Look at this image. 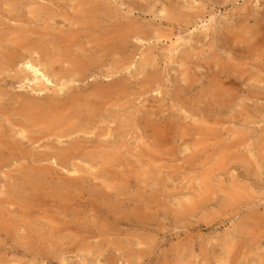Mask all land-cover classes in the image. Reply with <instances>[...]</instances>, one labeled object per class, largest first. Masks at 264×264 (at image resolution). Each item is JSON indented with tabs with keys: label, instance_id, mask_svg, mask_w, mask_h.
Instances as JSON below:
<instances>
[{
	"label": "rangeland",
	"instance_id": "rangeland-1",
	"mask_svg": "<svg viewBox=\"0 0 264 264\" xmlns=\"http://www.w3.org/2000/svg\"><path fill=\"white\" fill-rule=\"evenodd\" d=\"M95 1L100 19L85 13ZM261 16L264 0H0V264H264V44H221ZM43 33L94 61L83 81L37 91L23 60ZM121 35L134 64L104 77L121 55L106 39ZM27 99L65 123L21 134ZM62 151L78 158L47 160Z\"/></svg>",
	"mask_w": 264,
	"mask_h": 264
},
{
	"label": "bare ground",
	"instance_id": "bare-ground-1",
	"mask_svg": "<svg viewBox=\"0 0 264 264\" xmlns=\"http://www.w3.org/2000/svg\"><path fill=\"white\" fill-rule=\"evenodd\" d=\"M21 1V0H20ZM56 1V0H55ZM88 1V0H87ZM59 3V2H58ZM103 3H101L100 1H95V2H91L90 3V6H92L91 7V9H89V11L88 12H85V13H90L92 16H94V19L95 18H97V19H100V17H101V11L102 10H104V8H103V6H101ZM54 5H56V4H54ZM104 5V4H103ZM107 7V6H106ZM20 9V8H19ZM109 9V8H108ZM107 9V10H108ZM119 11V10H118ZM12 12V11H11ZM110 12H112V11H110ZM116 11H114V12H112V13H115ZM117 14H118V12H117ZM17 15V14H16ZM93 19V18H92ZM96 19V20H97ZM255 22H257L258 24V26H259V28H257V29H255L254 28V30H250L251 32H247V33H245V35H244V33H243V35L244 36H246L245 37V39H241V38H236V37H234L233 35V37L232 38H230L228 35H226V36H224V38H223V40H222V46L224 45V46H228V48H230L231 50H233V52L235 53V51L236 50H238V49H236L235 48V46L234 45H239V44H242V43H245V44H247V45H249V46H247V48H248V50H249V48L250 49H252V50H257V49H262V45L264 44V34H262V35H260L259 33H260V25L261 24H259V23H264V18L261 16L260 18H258V19H256V21ZM100 24V23H99ZM102 26V25H101ZM227 26V25H226ZM234 26V25H233ZM108 28V27H107ZM251 29H252V27H250ZM114 29V28H113ZM229 30V29H228ZM227 31V30H226ZM225 31V32H226ZM238 31V29H236V32ZM109 32V31H108ZM107 32V33H108ZM121 32V31H120ZM235 32V33H236ZM240 32V31H239ZM239 32H237V33H239ZM106 33V34H107ZM232 33V32H231ZM236 33V34H237ZM264 33V32H263ZM9 34V33H8ZM106 34H103V33H100V35L101 36H103L102 38H105V36H107ZM121 34H123V33H121ZM220 34V33H219ZM241 34V33H240ZM247 34H250V37H248L247 36ZM105 35V36H104ZM229 35H230V33H229ZM242 35V36H243ZM17 36H19V35H17ZM48 36V35H47ZM51 36V35H50ZM126 37H127V35H125ZM125 36H123V35H121V38H109V39H106V41H109L110 43V46H109V48L110 49H107L106 51H110V53H109V55L111 54V55H117L118 53H120L121 55H118V56H120L117 60H115V62L117 63V64H114L113 66H114V68H113V70H112V72L111 73H109L108 75L106 74V75H104V77H111V76H113V73H118L119 71H122V70H128L129 68H131V66H133V64H134V58H133V55L134 54H131V55H127L126 57H125V53H123V52H125L126 51V47H124V42H125V40H124V38H125ZM130 35H128V37H129ZM221 36V35H220ZM40 37V36H39ZM38 37V38H39ZM55 38H58V37H56V36H54ZM53 37V38H54ZM248 37V38H247ZM26 38V37H25ZM69 38H71V37H69ZM102 38L101 39H99L98 38V40H97V42H99V41H101L102 40ZM18 39L21 41V42H24V38L22 37V36H19L18 37ZM59 39V38H58ZM95 40V39H94ZM27 41H29V43H28V45H29V47L31 48L30 50L28 49L27 50V55H32V54H38V55H40L39 56V58L37 59V60H34V59H26V58H24V59H26V60H23L24 62H23V64L25 65V67L27 68V69H30V70H32L33 71V73L35 74V77L33 78V80H32V82H34V84L35 85H38L37 87V91H41L42 89H48V86H46L45 84H43V83H41V85L39 84L41 81V79L42 80H44L45 81V83L46 84H48V85H51V84H53V82L54 81H52V78H55V77H57L58 78V81H61V79H69V81L70 82H74L75 80H77V81H83V77H84V72L85 71H87L88 70V66H90V65H92L93 63H94V61H91V60H86L85 58H84V56L86 55H84V56H79V55H77V56H73L75 53H77V49H76V52H74V54L72 55V54H69V53H62V54H60L59 55V53H61L60 52V48H59V42L58 43H56V42H53L54 40H50V38L48 39V38H45V33H43L42 35H41V39H40V41H39V43H35V41H37V40H35L34 39V41L32 40V39H27ZM31 42H33V43H31ZM67 43L63 46V48H65V49H70V48H73V47H76L75 46V44H73V41L72 42H68V41H66ZM9 43V42H8ZM56 44V45H54V44ZM9 46H10V43H9ZM62 47V46H61ZM100 47H102L101 45H100ZM123 47V49L122 50H120L121 48ZM264 47V46H263ZM103 48V47H102ZM102 48H100V50L101 51H104V49L102 50ZM227 48V49H228ZM6 49H7V47H6ZM5 49V50H6ZM236 49V50H235ZM244 49V48H243ZM75 50V49H74ZM235 50V51H234ZM72 51V50H71ZM82 51V50H81ZM80 51V52H81ZM83 51H87V50H83ZM73 52V51H72ZM237 52V51H236ZM260 52H261V50H260ZM6 53V52H5ZM23 53V52H22ZM106 53V52H105ZM123 53V54H122ZM245 53V52H244ZM7 54V53H6ZM12 54V53H11ZM80 54V53H79ZM108 54V53H107ZM256 54H258V52L256 53ZM262 54H264V53H262ZM5 55V54H4ZM59 55V57H61V58H63L64 57V60L63 61H61V63L62 64H68V62L70 63L69 65H70V68L69 67H66V68H64V73H59V69H58V71H57V67H56V64L58 63V59H56L55 57L56 56H58ZM83 55V54H82ZM88 55V54H87ZM93 55V54H92ZM95 55V54H94ZM231 55V54H230ZM259 55V54H258ZM13 56V55H12ZM233 56V55H232ZM236 56H238V55H236ZM235 56V57H236ZM18 57V56H17ZM24 57H25V55H24ZM11 58V57H10ZM31 58V57H30ZM183 59H185V58H183ZM1 60V59H0ZM8 60V59H7ZM2 61V60H1ZM18 61V60H17ZM250 61V60H249ZM7 62H9V61H7ZM12 62V61H11ZM10 63V62H9ZM18 63V62H17ZM21 63V62H20ZM4 64H6V63H4ZM233 64V63H232ZM2 65V64H1ZM16 65V64H15ZM5 66V65H4ZM108 66V65H107ZM251 66V65H250ZM100 67V66H99ZM210 67V66H209ZM252 67V66H251ZM25 68V69H26ZM103 68V67H102ZM240 69V68H239ZM9 70V69H8ZM114 71H116V72H114ZM25 73V72H24ZM229 71H227L226 69H224V70H221V74L222 75H219V76H217V79H216V81H218V83H219V85L220 86H223V84H222V78H229ZM3 74V73H2ZM240 75V74H239ZM239 75H237V76H239ZM153 76V75H152ZM241 76V75H240ZM28 77V76H27ZM149 77V76H148ZM30 78V77H29ZM16 79V78H15ZM31 79V78H30ZM29 79V81L31 82V80ZM23 80V79H22ZM192 80V79H191ZM28 81V80H27ZM28 81V82H29ZM213 81H215V80H213ZM18 82V81H17ZM43 82V81H42ZM66 82H68V81H66ZM66 82L65 83H62L60 86H61V88H60V90H62L64 87H65V85H66ZM112 82V81H111ZM116 82V81H115ZM100 83H101V81H100ZM217 83V84H218ZM109 84V83H108ZM107 84V85H108ZM212 84H213V82H212ZM45 85V86H44ZM56 85H58V84H56ZM93 85V84H92ZM110 85V84H109ZM109 85H108V87H109ZM159 85V84H158ZM42 86L44 87V88H42ZM113 86V85H112ZM249 86V85H248ZM59 87V86H58ZM92 87V86H91ZM124 87V86H123ZM216 87H217V85H216ZM93 88V87H92ZM101 88V87H100ZM110 88V87H109ZM112 88H114V87H112ZM36 89V88H35ZM34 89V90H35ZM64 89H66V88H64ZM107 89V88H106ZM111 89V88H110ZM125 89V88H124ZM146 89H148L147 87H146ZM109 90V89H108ZM149 90V89H148ZM95 91V90H94ZM98 91L99 92H101L102 90H100V89H98ZM250 91V90H249ZM43 92V91H42ZM202 92V91H201ZM120 93V92H119ZM160 93H162V92H160ZM207 93V92H206ZM105 94V93H104ZM241 94V93H240ZM239 94V95H240ZM252 94V93H251ZM97 95H98V93H97ZM122 95V94H121ZM194 96V95H193ZM207 96V95H206ZM205 96V97H206ZM84 97V96H83ZM101 97V96H100ZM126 97V96H125ZM233 97V96H232ZM17 98V97H16ZM121 98V97H120ZM243 98V97H242ZM123 99H125V98H123ZM200 99V98H199ZM42 100V99H41ZM67 100V99H66ZM65 100V101H66ZM193 100V99H192ZM247 100V99H246ZM4 101V100H3ZM39 101V100H38ZM120 101V100H119ZM118 101V102H119ZM44 102V101H43ZM62 102V101H61ZM203 102V101H202ZM42 103V102H41ZM99 104V103H98ZM47 105V104H46ZM49 105V104H48ZM101 105V104H100ZM183 105V104H182ZM181 105V106H182ZM8 106V105H7ZM64 106V105H63ZM90 106V105H89ZM189 106V105H188ZM88 107V106H87ZM184 107H187V106H184ZM204 107V106H203ZM1 108V107H0ZM217 108H218V111L221 113L222 112V109H223V105L221 104V105H218L217 106ZM57 109H59V107H56V106H54V108H53V110L50 112V114L48 115L47 114V110H46V107L45 106H43V105H41V104H37V103H35V102H33V100L32 101H29L28 99H27V102L24 104V108H23V110H22V112H23V116H24V120L21 122V123H19V130H20V132H21V134H24V133H27V128H30V127H35L36 126V124H34L33 122H38V120H40V118H44V119H50V120H53V124L54 123H56V125L57 126H61L62 124H64L65 123V120L62 118V116H61V114H58V112H57ZM89 109V108H88ZM100 109V108H99ZM187 109H189L190 111H192V109L193 108H188L187 107ZM1 110V109H0ZM4 110V109H3ZM51 110V109H50ZM207 110V109H206ZM209 111H208V114H210V115H213L212 114V111H210V109H208ZM4 111H6V110H4ZM16 111V110H15ZM71 111H73V113H80L79 112V110L78 109H72ZM99 111V110H98ZM17 112V111H16ZM100 112V111H99ZM192 113H194L193 111H192ZM202 113V116H201V122H202V120H203V122H206V120H204V118L206 117V115H205V111H200V114ZM4 114H5V112H4ZM81 114V113H80ZM130 114V113H129ZM191 116V115H190ZM75 117V116H74ZM228 117V116H227ZM101 118V117H100ZM6 119V118H5ZM14 119V118H13ZM84 119V118H83ZM89 119V118H88ZM200 119V118H199ZM18 120L20 121V119L18 118ZM18 121V122H19ZM75 122V121H74ZM69 123V122H68ZM222 123V122H221ZM51 124V123H50ZM71 124V123H70ZM55 125V126H56ZM216 125H217V123H216ZM86 126V125H85ZM84 126V127H85ZM51 127H53V125L51 126ZM74 127V126H73ZM82 127V126H81ZM210 127V126H209ZM47 128V127H46ZM70 128H71V126H70ZM90 128V127H89ZM197 128V127H196ZM206 128V127H205ZM52 129V128H51ZM91 129V128H90ZM90 129H87L88 130V132H90L89 130ZM92 129H94L93 127H92ZM91 129V130H92ZM96 129V128H95ZM8 130V129H7ZM63 131H64V129H62ZM203 130V129H202ZM213 130V129H212ZM215 130V129H214ZM212 131V132H210V133H213V132H215V131ZM67 131V130H66ZM81 130H72V131H69V132H67V133H62L59 137H57L58 139H62V138H64V137H69L70 135H72V134H74V132L75 133H81L80 132ZM94 131V130H93ZM216 133V132H215ZM155 134H158V133H155ZM152 135H153V133H152ZM218 135V134H217ZM25 135H23V137H24ZM109 136V135H108ZM216 136V135H215ZM236 136V135H235ZM73 137V136H72ZM209 137H211V136H209ZM208 137V138H209ZM90 138V137H89ZM70 139V138H69ZM86 140V139H85ZM98 140V139H97ZM239 141V140H238ZM18 142V141H17ZM107 142V141H106ZM46 143V142H45ZM53 143V142H52ZM70 143V142H69ZM235 143V142H234ZM238 143V142H237ZM106 144V143H105ZM108 144V143H107ZM106 144V145H107ZM236 144V143H235ZM68 145V144H67ZM102 145V144H101ZM112 145V144H111ZM238 145H240V143H238ZM70 147V149L72 150V149H74V150H76V151H78L79 149L77 148V145H76V143L75 142H72V143H70V145H69ZM113 146V145H112ZM121 146V145H120ZM55 146H53V147H51V148H53V149H55L54 148ZM58 147V146H57ZM73 147V148H72ZM9 148V147H8ZM6 149V148H5ZM68 149V148H67ZM239 149V148H238ZM10 150V149H9ZM73 150V151H74ZM116 150V149H115ZM49 151V150H48ZM67 151H70L69 149L67 150ZM67 153V152H66ZM64 153L63 151H62V153H56V152H53V153H51V154H48V156L47 157H49V158H47V160L48 159H52V160H56V162H58V163H60V164H64V163H66L70 158H74V157H76V158H78L77 156H70L71 154L69 153ZM17 154V153H16ZM106 154H108V153H105V156H106V159H108L109 157H112V159H109V160H113V161H116L118 158L117 157H115V154L113 155V156H111V155H106ZM80 157V156H79ZM90 157V156H89ZM102 157V156H101ZM100 157V158H101ZM9 158V157H8ZM1 159V158H0ZM42 159V158H41ZM84 159V158H83ZM86 159H88V157L86 158ZM85 159V160H86ZM36 160V159H35ZM100 160H102V159H100ZM243 160V159H242ZM100 162V161H99ZM102 163H104L103 161H102ZM244 163V162H243ZM246 163V162H245ZM70 164H71V162H70ZM41 165V164H40ZM71 167H72V171H70L69 173L71 174V175H75V174H77V173H82L83 172V169H81L78 165H76V164H71ZM70 167V168H71ZM249 167V166H248ZM40 169H43L44 171H45V167L43 166V167H40ZM251 169V168H250ZM50 171V170H49ZM50 174V173H49ZM126 176V175H125ZM96 179H97V177H96ZM77 183H78V180H77V178H75V176H73V177H68V180H66V182H65V185H66V187H69V188H73V187H75V186H77ZM118 198V197H117ZM195 203V202H194ZM17 210V209H16ZM18 211V210H17ZM9 218H10V216H9ZM13 220H14V217H13ZM264 220V219H263ZM10 221V220H9ZM13 222V221H12ZM254 222H255V220H254ZM10 223V222H9ZM15 223V222H14ZM256 223H257V221H256ZM258 223H260V222H258ZM10 225V224H9ZM64 228V227H63ZM244 229V228H243ZM242 229V230H243ZM258 229V228H257ZM260 230V229H259ZM244 231V230H243ZM254 231V230H253ZM256 231V230H255ZM255 231H254V233H255ZM245 232V231H244ZM262 233V232H261ZM256 236V235H255ZM260 236V235H259ZM260 238V237H259ZM261 239V238H260ZM234 241V239L232 240V242ZM235 242V241H234ZM258 242H259V240H258ZM244 243V242H243ZM228 253V252H227ZM230 254V253H229ZM248 254V253H247ZM241 256V255H240ZM244 256V255H243ZM245 257V256H244ZM259 257H260V255H259ZM243 258V257H242ZM246 260V259H245ZM241 261V260H240ZM236 263H237V261H236ZM235 264V263H234ZM245 264V263H244ZM261 264V263H260Z\"/></svg>",
	"mask_w": 264,
	"mask_h": 264
}]
</instances>
